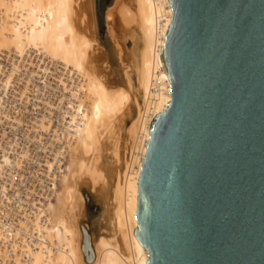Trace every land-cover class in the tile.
<instances>
[{
  "label": "bare ground",
  "instance_id": "1",
  "mask_svg": "<svg viewBox=\"0 0 264 264\" xmlns=\"http://www.w3.org/2000/svg\"><path fill=\"white\" fill-rule=\"evenodd\" d=\"M103 18L132 95L110 79L91 0H0V264L148 260L133 237L137 181L150 122L171 100L159 60L171 7L114 0ZM132 28L137 58L123 45ZM107 194L109 228L97 236L90 208L103 219Z\"/></svg>",
  "mask_w": 264,
  "mask_h": 264
},
{
  "label": "water",
  "instance_id": "2",
  "mask_svg": "<svg viewBox=\"0 0 264 264\" xmlns=\"http://www.w3.org/2000/svg\"><path fill=\"white\" fill-rule=\"evenodd\" d=\"M171 100L150 122L133 237L146 264H264V0H168ZM96 42L128 90L103 14Z\"/></svg>",
  "mask_w": 264,
  "mask_h": 264
},
{
  "label": "rangeland",
  "instance_id": "3",
  "mask_svg": "<svg viewBox=\"0 0 264 264\" xmlns=\"http://www.w3.org/2000/svg\"><path fill=\"white\" fill-rule=\"evenodd\" d=\"M123 45L126 49V52H128L129 54H134L135 58H137L138 54H140L139 51H141V49L143 48V42H142V39L140 37L139 31L135 28H132L130 31L126 32L123 36ZM48 66L50 67V65H48ZM51 69H52V67H51ZM57 69H59V68H57ZM129 74H130L131 82L135 83L134 73L129 72ZM130 122H131V117L126 118L123 122V129L124 130H122V132H121V138H122L123 142H125V139H126V127L129 125ZM128 152H130V150ZM127 154L129 157V153H126V155ZM103 203H104L105 211H106L103 219L101 218V216L99 214V210L96 207L90 208V210L93 213H96L95 216L91 217L92 219L90 218V223L92 224L91 227H92V229L94 228L93 230L95 231V234L97 236L98 235H104L106 233V231L109 228V221H110L111 215H112L111 214V200H110L109 194H107L104 197ZM105 203H106V205H105ZM100 231L102 233H100Z\"/></svg>",
  "mask_w": 264,
  "mask_h": 264
}]
</instances>
